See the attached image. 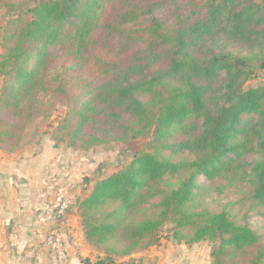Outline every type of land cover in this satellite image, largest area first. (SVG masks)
Instances as JSON below:
<instances>
[{
  "label": "trees",
  "instance_id": "16d2710c",
  "mask_svg": "<svg viewBox=\"0 0 264 264\" xmlns=\"http://www.w3.org/2000/svg\"><path fill=\"white\" fill-rule=\"evenodd\" d=\"M0 0V150L68 95L70 145L152 135L150 152L96 180L78 203L84 239L113 264L158 242L167 221L212 264H264V0ZM65 61V63H62ZM18 119L20 124H14ZM208 182L209 184H205ZM226 208L193 210L226 187ZM214 193V195H212ZM238 207H246L240 218Z\"/></svg>",
  "mask_w": 264,
  "mask_h": 264
},
{
  "label": "rangeland",
  "instance_id": "374dc122",
  "mask_svg": "<svg viewBox=\"0 0 264 264\" xmlns=\"http://www.w3.org/2000/svg\"><path fill=\"white\" fill-rule=\"evenodd\" d=\"M38 1L39 0H30L28 6H34ZM9 16L6 7L2 6L0 8V61L4 54L1 41L2 28L6 24ZM62 63H65V61H62ZM2 85L3 78L0 77V92ZM259 85H264V70L255 71L245 84V88H255ZM67 86H69L67 87L68 95H61L51 100V102H53V109L49 118L45 120L39 119L34 127L28 128L20 142H18L19 133H17L3 147L8 151L16 144H19L18 146L21 145L19 148L12 149L13 152L9 153L12 154L24 148H34L38 151L40 143L43 144L46 140L50 142L53 154L55 155L54 164L56 171L54 174L55 176L66 179V183H61L57 187V190H61V194H64L63 198L65 199H68L69 196H73L77 199L75 204L77 208L76 215L78 217L79 225L81 226V219L79 217L80 212L78 210L80 199L89 195L96 180L103 179L127 166L135 153H151L153 150L149 147V142L152 135H147L138 139H131L126 142H111L95 145L88 149L72 147L70 145L67 130L62 128L64 120L67 118L69 109L72 106V97L75 94V91H73L75 84L70 83ZM9 119L10 116L7 119L3 117L2 113H0V127L6 126L5 123L8 124ZM15 120L16 121L12 123L17 125L20 124L18 119ZM68 182H71V185L66 189L68 187ZM205 184L209 183L206 182ZM202 195L203 191H200L197 199L192 204L193 210H196L197 212L219 211L222 208H226L227 210L229 207L225 206L227 201L224 200V196L241 197V193L235 194L229 186L226 187L221 194L216 193L214 195V193H212L214 196L211 199L202 198ZM68 208L69 201L67 209ZM238 210L240 211V215L237 218H240L242 213L246 211V207H238ZM60 223L61 221L56 225L59 227ZM81 230L83 232L82 226ZM174 230V223L172 221H167L158 233L159 240L156 244L144 249H138L130 256H115V262L113 264H134V262H146V260L153 263L155 257H153L152 250L162 253V257L166 260L172 257L173 247L178 248L176 252H179L178 258L181 261V264H212V259L210 257L212 245L209 242L187 244L186 240L190 236L186 234L187 231L184 232L185 238L177 239L173 236ZM87 244L89 243L87 242ZM114 245V240H110L105 245L99 247L89 244V246H91V251H93L90 258L79 257L78 262L73 263L68 257L69 263L86 264L85 260H89L93 263L97 259L105 258V250Z\"/></svg>",
  "mask_w": 264,
  "mask_h": 264
},
{
  "label": "crops",
  "instance_id": "0c3cea01",
  "mask_svg": "<svg viewBox=\"0 0 264 264\" xmlns=\"http://www.w3.org/2000/svg\"><path fill=\"white\" fill-rule=\"evenodd\" d=\"M38 149L24 148L12 154L0 151V264H55L47 244L53 230L62 231L71 262L90 258L93 253L76 215L77 199L69 196V208L57 214L64 197L57 187L66 179L54 174L50 142L40 143ZM177 249L173 247L172 257L166 260L151 249L153 263L146 260L134 264H181Z\"/></svg>",
  "mask_w": 264,
  "mask_h": 264
},
{
  "label": "built area",
  "instance_id": "2783aa9c",
  "mask_svg": "<svg viewBox=\"0 0 264 264\" xmlns=\"http://www.w3.org/2000/svg\"><path fill=\"white\" fill-rule=\"evenodd\" d=\"M67 207L68 201L67 199L63 198L57 206V214L61 215L65 213ZM47 244L50 247V253L55 264H70L62 231L53 230L47 237Z\"/></svg>",
  "mask_w": 264,
  "mask_h": 264
}]
</instances>
